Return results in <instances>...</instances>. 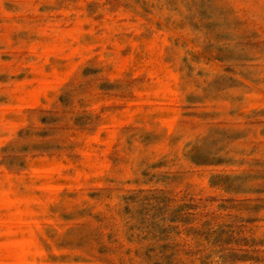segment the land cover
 Returning <instances> with one entry per match:
<instances>
[{"label": "rangeland", "instance_id": "obj_1", "mask_svg": "<svg viewBox=\"0 0 264 264\" xmlns=\"http://www.w3.org/2000/svg\"><path fill=\"white\" fill-rule=\"evenodd\" d=\"M0 264H264V0H0Z\"/></svg>", "mask_w": 264, "mask_h": 264}]
</instances>
